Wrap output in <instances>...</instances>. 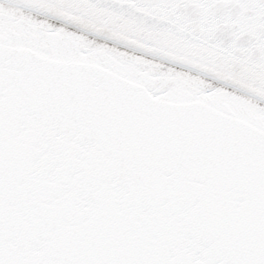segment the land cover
<instances>
[{
	"label": "snow or ice",
	"instance_id": "snow-or-ice-1",
	"mask_svg": "<svg viewBox=\"0 0 264 264\" xmlns=\"http://www.w3.org/2000/svg\"><path fill=\"white\" fill-rule=\"evenodd\" d=\"M0 264H264V0H0Z\"/></svg>",
	"mask_w": 264,
	"mask_h": 264
}]
</instances>
